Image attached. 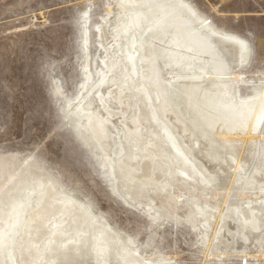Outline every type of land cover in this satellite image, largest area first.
Masks as SVG:
<instances>
[{"label":"rangeland","instance_id":"1","mask_svg":"<svg viewBox=\"0 0 264 264\" xmlns=\"http://www.w3.org/2000/svg\"><path fill=\"white\" fill-rule=\"evenodd\" d=\"M133 5L121 3L120 0H0V232L5 235L4 243L0 245V255L6 249L12 252L5 260L0 258V264L20 263L14 245L25 225L28 209L35 208L39 202L36 194L42 186L36 184L46 182L53 184L59 197L71 198L109 228L124 247L136 248L139 255L153 262L209 264L214 261L220 264L219 258L232 259L226 255L229 250L241 254L240 264H245L244 253L253 264H260L264 260L261 254L264 252L261 249L264 234L258 240H252L251 244L243 236L247 231L256 234L254 228L259 227L264 220V190L248 191L241 198L238 195L240 191L235 189L237 184H234V190L229 192L231 199L223 204L221 191L224 189L218 190L220 186L217 182L221 176L233 172L235 163L232 156L236 159L232 152L234 146L237 148L236 155H241L243 163L236 172L239 179L235 180L242 181L249 175L253 169L247 165L253 159L264 176V141L260 142L252 136L248 140L246 135L234 133L219 137L221 124L215 121L217 124L214 123L212 129L208 128L206 135H189L188 138L192 140L187 144L193 149L187 153V158L195 166L187 169L191 175L180 174L184 177L179 183L180 189L170 187L169 182L177 176L179 167H187L183 165L184 158L176 149L183 152L188 150L183 144L188 138L181 137L184 136L182 124L185 125V122L178 124L180 129H171L173 133L167 139L172 142L167 144L162 141V133L159 134L156 121L152 120V114L149 113L154 111L157 119L161 116L155 108L150 85H147V100H142V95L136 94V89L131 90L138 84L136 78L129 85H126L122 76L115 79L118 85L125 84L121 90L115 88L112 81L107 82L124 72V69L115 73L106 72V81L99 83L100 75L107 70L102 63L106 49L110 50L114 59L119 60L118 56L125 54L117 46L115 32L119 29L124 35L122 42L125 45H122V49L126 48V30L131 24L124 26L118 22V17L121 13L124 15L126 10L140 9L136 5L131 7ZM194 7L214 27L237 35L252 49L253 56L246 53L243 63L241 61L233 69L242 76L232 80L236 101L239 98H251L254 89H261L264 84V65L261 63L264 54V0H195ZM86 12L88 15L85 17ZM102 26L108 35L103 45L98 37ZM152 29L156 27L151 26L149 30ZM133 59L135 61L136 57ZM123 60L125 65L128 62L129 68H132L129 72L135 73L134 63L126 60V57ZM194 61L198 64L199 58H194ZM164 69L160 81L178 74H170L165 66ZM178 75L182 76L178 79L180 81H191L193 78L190 75L202 74ZM171 107L175 112V108ZM141 113L150 115L151 120H147L145 127L135 120ZM57 116L63 122L60 134L44 146L38 157L29 159V148L36 142L35 133L43 130L46 136L49 125ZM100 118L105 120L107 134L100 135L97 140L92 134V126ZM177 118L182 119L181 116ZM89 120L92 131L87 125ZM137 125H140L139 128H136ZM137 131L142 133L141 140L137 139ZM226 136L243 141L229 142L225 140ZM152 137L162 144V150L168 154L170 162L161 159L159 162L154 161L158 150L152 147ZM201 152L205 153L203 157ZM120 158H124L125 163H117ZM140 158L154 161L155 167L151 172L158 173L160 179L143 187L133 183L128 191L123 175ZM106 159H111V170L105 165ZM200 162L211 173V184L203 185L201 182L204 174L199 169ZM213 162L217 163V167L209 168V164H215ZM118 165H121L122 171ZM219 166L224 172H219ZM195 169L197 172L193 173ZM10 175H13L11 180ZM180 176L178 174L177 177ZM259 179L260 183L256 182L255 185H264V178ZM25 187H28L27 192H31L33 198L18 213L16 209H19L20 200L15 193ZM202 187L207 193L206 197L199 195ZM213 189L221 194L212 197ZM158 192L163 194V198L169 193L173 197L179 195V199L173 198L177 202L179 216L168 212L166 208L169 205L157 208V201L151 198ZM255 192L259 195L255 196ZM234 203L247 215L250 207L256 209L259 219L254 228L251 224H246L245 228L241 225V216L233 206H229ZM223 206V215L219 218L213 239L215 252L206 254V236L212 235L217 222L216 213ZM155 209L159 214L154 213ZM49 227L53 231L52 223ZM48 237L44 236L38 244L42 251L46 250ZM71 238L74 239L71 234H65L61 243L66 244Z\"/></svg>","mask_w":264,"mask_h":264},{"label":"bare ground","instance_id":"2","mask_svg":"<svg viewBox=\"0 0 264 264\" xmlns=\"http://www.w3.org/2000/svg\"><path fill=\"white\" fill-rule=\"evenodd\" d=\"M120 2L122 3V0H120ZM123 3L134 4L140 9L126 10L124 15L121 13L118 17V22L122 23L124 26L127 27L128 24H131L130 28L126 30V48L122 49V45H125V43L122 42L124 35L118 31L119 29L115 32L117 46L125 54L119 53V60L114 59L111 53H109L110 50L106 49V56L102 63L106 66L107 70L105 73H102L103 75H100L99 83L106 81V72L111 71L115 73L116 71H123L124 69V72L120 75L111 77L107 82L112 81L115 88L121 90V87L125 84L118 85L115 79H119V77L122 76L125 80L124 82L127 83L126 85H129V83L133 84L136 78L138 84H135L134 88L131 90L136 89V94H141L142 100H147V85H150L153 90L154 101L156 102L155 108L160 112L161 116L157 119L154 111H150L149 113L152 114V120L156 121L155 124L159 128V134L162 133V141H165L167 144L172 142L167 139L170 134L173 133L171 129H180L178 124H182V122H185V125L182 124L184 136L181 137L188 138L190 134L196 135V133L204 136L208 133V128L212 129L211 126H214V123L217 122L221 124L218 130H220L221 133L223 132L222 135L220 133L219 137L227 133H234L246 135L245 138L247 137L248 140L251 138L250 136H252V138L260 142L264 141V133L258 130H252L253 125L256 124L260 115L262 104H264V84L261 89H254V93L250 95L252 97L249 99L239 98V100L236 101V95L232 92V80L242 76L241 73H235L233 69L235 66H238L239 63L241 64L242 60L244 61L246 52L244 51L243 44L246 42L237 35L220 31L216 27L212 29H201L199 22H193L189 19L185 10L181 7L182 4L188 3L186 0H123ZM134 5L131 7H134ZM123 10L124 8L122 7V11ZM108 12L107 14H109ZM161 19H163L164 23L158 25L157 22ZM151 26L156 27V29L150 31L149 29H151ZM213 31L220 34L212 35ZM98 37L100 44L103 45L108 38L104 26L100 28ZM122 56L126 57V60L131 61V63H134V68H136L134 70L135 73L129 72L132 68H129L128 62L125 65ZM133 57H136L135 61ZM194 58H199L198 64L194 61ZM164 66L168 69L167 72L170 74L174 72L176 74L201 73L202 75H190L189 77H191V79L193 78L191 81H180L178 79L182 76L177 74L166 81H160V74H162L163 70H166ZM201 77H203V79ZM141 86L143 87L139 90ZM126 89L130 90V88L127 87ZM171 105L175 108V112ZM179 106H181V108ZM183 113L187 117L184 116ZM176 115L181 116L182 119L177 118ZM135 120L145 127L147 126V120L150 121L151 119L149 114L144 115L141 113L140 117H137ZM104 123V119H96L92 126L93 131L90 130V120L87 124L89 130L93 132L91 133L97 140H99L100 135L106 136L107 134L104 129ZM140 125H137L136 128H139ZM129 134L130 133H126V135ZM217 134H219V132ZM154 136H157V134H154ZM230 137L226 136V139H224L229 142L243 141L241 138L235 139V137ZM137 139H142L141 132H138ZM150 140L153 145L152 147L158 150V154L155 155L154 161L161 159L170 162L168 154H165L166 152L162 150V144L160 145L159 141L155 140L153 137ZM191 140V138H188L186 143L183 142L186 149H188L186 152L176 148L180 151V156L184 158L183 165L187 166L186 168L179 167L180 169L176 174L177 176L178 174L180 176L181 173L185 174V176L186 174H192H189L190 172L187 170L195 166L192 161L187 158V153L193 149L191 145L187 144L188 141ZM236 150L237 148L234 146L232 152L236 159L232 156L235 163L232 174L227 176L226 173L225 176L219 178L220 181H217L219 183L218 186H220L218 190L224 189V191H221L223 194H221L220 191L217 192V189H213L215 191L211 192L212 197H217L216 195L221 194L223 197V204H226L227 201L231 199L229 192L234 188V184H237L235 189L240 191L238 195H240L241 198L247 195L248 191H255L258 189L264 190V185H255L256 182L260 183L259 178H262L263 172L254 159L247 165L253 169L252 171L250 170L249 175H246L245 179L242 181L235 180V178L239 179V177L236 176L237 170L243 166L241 155L237 156ZM203 154L205 153H202V157ZM211 154L212 153H210V155ZM238 154H240V151ZM214 156L216 157V155ZM126 158H128V156H126ZM154 161L140 158L138 162L134 163V167L123 175L128 191L130 186H133V183H138L139 186L143 187L151 185L153 182L156 183L157 180L160 179L158 173L151 172L152 168L155 167ZM214 161L217 160L214 159ZM104 162L107 168L111 170V159H106ZM117 163H125V159L120 158ZM205 166L201 163L199 167L204 174V178H202L201 181L203 185L211 184L212 181V179L210 180L212 175ZM214 166L217 167V163L214 165L209 164L208 167L211 168ZM118 169L122 171L121 165H118ZM222 169V166H219V172H224ZM196 172L197 170L195 169L193 173ZM177 176L169 183L170 187L180 189L179 183L184 180V177ZM12 177L13 175H10V179H8L11 180L13 179ZM213 185H211V188ZM36 186H42L41 191L36 194L37 201L39 200V202L35 208L28 209L29 212L25 220V225L22 226L21 235L14 245V248H16L15 253L17 261L21 264H125L126 260L130 262L149 260L139 255L136 248L127 249L124 247L109 228L102 225L98 219L94 218L90 213L76 204L71 198L67 196L59 197L51 182L36 184ZM27 188L28 187L21 188L15 193L16 198L20 200L19 209H16L18 213L23 211L26 204L33 198V194L31 195V192H27ZM256 192L254 195L258 196L259 194ZM162 195L163 194L158 192L156 195L157 197L155 196L151 198V200L157 201V208L162 205L165 207L169 205V207L166 208L168 212L178 215L176 209L178 206L175 199H179V195L173 197L169 193L164 196L165 198H163ZM199 195L206 197L205 195H207V193L203 187L200 189ZM199 195L196 196L198 197ZM262 197L264 198V194ZM197 206L201 209L199 205ZM229 206H233L235 211L239 213L241 216L240 222H242L241 225L244 228L247 227L245 226L246 221L247 224L252 225V228L257 225L259 216L255 213L256 209L254 207L249 208L250 215H247L246 211L244 212L239 209L237 203ZM217 209L219 210V208ZM223 210L224 206L216 213L217 222L216 226L212 229V235L210 237L206 236V254L211 252V255L215 252L213 239L220 220L219 218L223 215ZM154 213L159 214V211L155 209ZM188 216L190 215L188 214ZM56 217L58 220H56ZM160 217L161 216L156 217V220ZM237 218L239 219L240 217ZM251 218H254V220ZM204 221L207 220L204 219ZM50 223L54 225L53 231L49 227ZM102 232L107 238L108 246L104 256L98 257L96 253V244L97 238ZM65 234H71L74 239H69L65 242L66 244L61 243V239ZM46 235L49 236V241L46 250L42 251V249H39L38 244ZM260 235V232H256L255 234L252 231H247L243 234L245 240L250 242V244L252 240H258ZM241 246L242 244L239 247ZM123 249H127L128 252L125 253ZM44 252L48 254L49 258H46L47 256H45ZM11 254L12 252L6 249L1 252L0 258L5 260L9 258ZM261 254L264 256V252ZM155 264L164 263L155 262Z\"/></svg>","mask_w":264,"mask_h":264},{"label":"snow or ice","instance_id":"3","mask_svg":"<svg viewBox=\"0 0 264 264\" xmlns=\"http://www.w3.org/2000/svg\"><path fill=\"white\" fill-rule=\"evenodd\" d=\"M123 2V0H122ZM195 0H189L188 3L182 4L181 7L185 10L187 16L189 19H191L193 22H199L201 29H212L214 26L212 22L206 17L200 14L199 10L194 7ZM88 13H84V16L86 17ZM39 19V17H37ZM158 25H162L164 23L163 19L157 22ZM220 33H217L215 31L212 32V35H218ZM244 51L249 55L253 56V51L249 47L247 43L243 44ZM243 63V60H242ZM261 63L264 65V54H262ZM63 127L62 120L59 119L57 116L56 118H53L51 124L49 125L47 129V135H44L43 130L37 131L35 133L36 142L30 146L29 148V159H33L35 157H38L44 146L53 138H55L57 135L60 134L61 129ZM253 131H259L261 133H264V104H262L260 115L257 119V122L255 125H253L252 128ZM264 178V176H262ZM247 224V221L245 222ZM254 231L260 232L261 234H264V222L261 223V225L257 228H254ZM5 241V235L3 232H0V245H2ZM129 244H131V240L128 241ZM108 242L107 238L102 232L100 236L97 238V244H96V253L98 257H103L106 250H107ZM261 249L264 251V241H261ZM125 253L128 252L127 249H123ZM226 255L228 257H232V259H220V264H240V255L239 253H233L231 250L226 252ZM245 256V264H253L252 261L247 260L246 253L243 254ZM125 264H155L153 261L149 260H143V261H137V262H130L125 261ZM164 264H172L171 261L164 262ZM209 264H215L214 261H210ZM260 264H264V260L260 261Z\"/></svg>","mask_w":264,"mask_h":264}]
</instances>
